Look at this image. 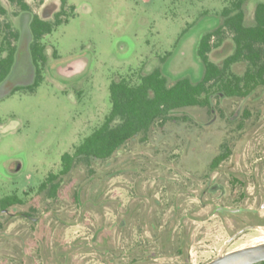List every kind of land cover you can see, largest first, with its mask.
<instances>
[{"label": "rangeland", "instance_id": "rangeland-1", "mask_svg": "<svg viewBox=\"0 0 264 264\" xmlns=\"http://www.w3.org/2000/svg\"><path fill=\"white\" fill-rule=\"evenodd\" d=\"M26 1L40 14L50 0ZM234 1L66 0L62 22L41 39L47 61L31 89L22 44L30 16L16 19L19 6L0 0V18L21 33L0 85V199H23L0 209V264H204L264 241V84L246 97L218 93L211 106L173 110L112 157L77 160L55 195L39 188L110 113L113 80L138 83L160 67L170 84L198 81L200 39ZM259 1L246 2V24ZM234 47L227 31L210 58L221 63ZM247 67L239 61L231 71Z\"/></svg>", "mask_w": 264, "mask_h": 264}, {"label": "trees", "instance_id": "trees-1", "mask_svg": "<svg viewBox=\"0 0 264 264\" xmlns=\"http://www.w3.org/2000/svg\"><path fill=\"white\" fill-rule=\"evenodd\" d=\"M12 1L25 9L29 8L24 0ZM247 1L236 0L231 6L225 7L222 11L223 22L201 37L197 54L203 72L198 81L185 76L170 84L160 67L141 75L138 83H132L124 77L113 80L110 84V113L73 152L63 154L61 171L59 174L50 173L39 186L40 190L49 189L50 194L55 195L59 187L58 180L70 173L77 160H104L112 157L137 135L147 134L155 123L164 124L171 119L170 113L173 110L211 106L212 97L218 93L226 97H246L264 84V2H257L254 23L248 25L245 12ZM65 5L66 0H63V6ZM61 13L51 21L42 20L35 15L32 22L35 43L41 42L44 35L51 33L62 22ZM3 30L6 33L0 43V83L8 76L14 64L16 48L12 45V40L19 36L18 31L12 29L11 23L0 19V33ZM227 31L232 34L234 51L221 63H216L210 58V53L222 45ZM5 52L8 54L3 56ZM239 61L248 63L243 75L231 71L232 65ZM35 62L37 65L39 62L44 65L46 58L35 54ZM41 81L40 76L31 89ZM226 156L227 153L217 155L211 163L212 169L218 167ZM22 203L23 199L17 194L5 196L0 199L1 212H7L10 207ZM165 232L164 230L159 235L162 239ZM178 244L180 248L185 247L183 239ZM180 252L183 253V249ZM257 264H264V261Z\"/></svg>", "mask_w": 264, "mask_h": 264}, {"label": "flooded vegetation", "instance_id": "flooded-vegetation-1", "mask_svg": "<svg viewBox=\"0 0 264 264\" xmlns=\"http://www.w3.org/2000/svg\"><path fill=\"white\" fill-rule=\"evenodd\" d=\"M9 1L11 3L19 6V13H18V11H15L14 12L16 19L17 18H20L24 14H27V15L29 14V16H30L29 23H30V29H31V32H32V36L29 39H27L22 44H24V47H25L27 63L30 64V69L32 70L31 75H34L35 74V81H34V83H35L36 80L40 76L43 79V76L41 74V68H40V65L41 64L43 65V63L42 62H39V65L36 64V62H35V54L38 55L39 57L40 56H45L46 61H47V54H46V46L42 42H39V43H35L34 42V35H33V31H32V22H33V19H34L35 15H37L40 19L45 20V21L54 20L56 18V16L59 13H61L62 10H63V7H64L63 6V0H50V1L46 2V3L45 2H42L43 0H35V1H38V2H42L40 14L37 13V12H33L32 11V8H31V5L26 0H24V2L29 6L28 9L23 8L19 3H15L12 0H9ZM60 2H61V6H60ZM0 11H1V13L6 14V10L3 7H1V6H0ZM3 22L11 23L12 24V29L18 31L19 36H18V39H13L12 40V45L15 46V48H16L14 64L12 65V68H11L8 76L0 83V85L9 77V75H10V73H11V71H12V69H13V67H14V65L16 63L17 53H18V50L20 49L19 46L21 44V33H20V30H18V29L15 28V25H14V23L12 21H3ZM2 32H4V34H5L6 33V30H3ZM17 41H18V43H17ZM7 54H8V52H5L3 54V56H6ZM34 83L31 86H33ZM220 210H221V207H220ZM223 210L228 211L225 208H223ZM244 211H245V209H242L238 213H241V212H244Z\"/></svg>", "mask_w": 264, "mask_h": 264}, {"label": "water", "instance_id": "water-1", "mask_svg": "<svg viewBox=\"0 0 264 264\" xmlns=\"http://www.w3.org/2000/svg\"><path fill=\"white\" fill-rule=\"evenodd\" d=\"M229 212H240L241 208H227ZM240 232L234 234L229 242L232 241ZM264 261V241L255 245H250L235 249L224 254L218 255L216 258L204 264H257Z\"/></svg>", "mask_w": 264, "mask_h": 264}]
</instances>
